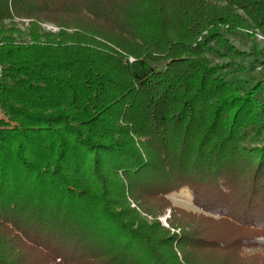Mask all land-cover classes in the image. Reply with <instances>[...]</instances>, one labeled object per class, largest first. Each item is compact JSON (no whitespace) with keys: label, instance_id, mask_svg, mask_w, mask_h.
Instances as JSON below:
<instances>
[{"label":"trees","instance_id":"trees-1","mask_svg":"<svg viewBox=\"0 0 264 264\" xmlns=\"http://www.w3.org/2000/svg\"><path fill=\"white\" fill-rule=\"evenodd\" d=\"M15 18L0 264H264V78L208 57L248 56L227 36L264 34V0H0ZM182 189L212 217L173 207Z\"/></svg>","mask_w":264,"mask_h":264},{"label":"rangeland","instance_id":"rangeland-1","mask_svg":"<svg viewBox=\"0 0 264 264\" xmlns=\"http://www.w3.org/2000/svg\"><path fill=\"white\" fill-rule=\"evenodd\" d=\"M239 15L243 16L244 13L242 11L237 12ZM41 31L43 33H48L52 35H58L61 31V28H59L57 25L51 23V22H43L40 24ZM5 31L4 35H9L12 37V40L17 44H32V39L29 36V32H31V21L28 19H18L15 18L13 20H6L4 22H0V31ZM12 30V31H11ZM69 33H72L73 30H69ZM254 33V34H253ZM251 34L243 33L241 36H227V39L229 42L236 48L238 51L247 54L248 56L245 57H237L234 54L230 55V58L226 59H220L216 55L209 54L208 57L213 60L215 64L219 65H225L227 63H234L240 67H245L249 70L250 73H247L249 75V78H264V60L259 56L260 52H264V34H262L260 31H255ZM2 36V35H0ZM255 52L254 55H251ZM256 53L257 56H256ZM250 55V56H249ZM134 59L130 58V62H133ZM239 80H246L245 77H243L242 73H238L236 75ZM4 116V113L0 109V118ZM262 145H264V137L261 142ZM168 200L171 202L173 207L177 209L184 210L187 213L195 214L197 216L199 215H205L208 217H212L208 214H205L201 210H199L194 205V197L193 193L189 189H182L178 192H175L171 195H169ZM134 207V206H133ZM172 210L169 209L165 211V214L161 217V222L165 227H169L168 223L171 221V214ZM215 220H217V217H213ZM262 253L261 249H246L243 251V254L245 255H252V254H258ZM28 262L34 260V256L26 253L24 254ZM27 264V262H26Z\"/></svg>","mask_w":264,"mask_h":264}]
</instances>
